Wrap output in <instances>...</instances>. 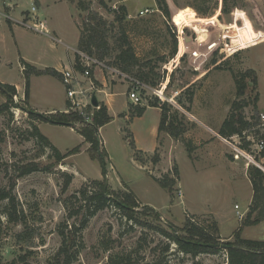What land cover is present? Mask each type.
Instances as JSON below:
<instances>
[{
  "label": "rangeland",
  "instance_id": "1",
  "mask_svg": "<svg viewBox=\"0 0 264 264\" xmlns=\"http://www.w3.org/2000/svg\"><path fill=\"white\" fill-rule=\"evenodd\" d=\"M103 2L84 0L82 6L78 0H0V11L14 19L0 18V82L16 89L12 95L0 85V105H7L0 113V130L5 133L0 143V187L16 199L10 204V221L3 213L7 200L0 199V264H23L19 255L26 256L27 264H65L58 253L61 232H68L74 224L79 227L85 212L74 195L79 197L82 187L91 189V181L104 178L112 189L134 193L139 201L134 208L137 220H128L113 204L98 211L74 232L69 252L77 256L70 264H114L121 258L123 264H225L224 250L193 257L176 250L158 229L171 231L170 224L182 227L187 216L202 224L213 218L226 241L232 240L246 218L252 187L242 166L252 163L239 159L236 171L226 167L225 161L228 164L234 158L229 145L217 138L215 127L235 100L249 101L243 113L252 124L264 111V42L257 43L264 40V0H163L168 14L156 0ZM121 6L126 10L122 30L114 21L122 13ZM35 14L46 29L45 18L53 23L57 37L51 29L45 35L27 28ZM93 15L106 19L111 51L103 60L96 58L104 66L93 64L90 77L99 88L103 85L95 77L100 75L101 82L104 77L107 91L115 93L110 120L96 135L102 160L90 157V144L77 132L83 124L71 127L29 116L30 102L50 119L76 121L65 112V87L57 76L30 75V100H25L22 67L24 60L38 69L74 68V57L80 51L77 44L74 52L78 30L84 21L93 23ZM58 37L63 43L54 40ZM123 41L130 44L137 64L131 71L120 70L145 85L139 104L126 93L129 83L111 73V68H118L111 62L114 51ZM213 58L222 66L213 67ZM249 68L257 74V88H252L248 78L244 95L237 97L232 71ZM82 82L88 85L87 80ZM256 91L259 108L251 102ZM152 103L161 107L166 103L169 113L182 123L183 136L191 141L190 153L181 141L159 130L160 114L156 106H149ZM140 107L145 109L139 113ZM49 109L53 110L42 113ZM34 124L62 153L76 146L80 150L57 161L48 147L29 134ZM155 153L159 161L154 164ZM30 162L39 163V169L18 176L17 167ZM258 163L264 168V157ZM66 174L71 175L68 184ZM165 174L177 177L173 196L154 178ZM144 205L156 210L149 212ZM144 211L147 215L141 214ZM19 214L24 221H19ZM20 232L30 237L19 239ZM241 235L264 240V223L244 227Z\"/></svg>",
  "mask_w": 264,
  "mask_h": 264
},
{
  "label": "trees",
  "instance_id": "2",
  "mask_svg": "<svg viewBox=\"0 0 264 264\" xmlns=\"http://www.w3.org/2000/svg\"><path fill=\"white\" fill-rule=\"evenodd\" d=\"M101 3H104L103 0H100ZM78 3L82 6L84 5V0H78ZM157 5L165 10V14H168V9L166 6L162 5L163 0H156ZM85 8V7H84ZM121 15H116L114 21L117 22L119 28L122 30V21L126 17L125 7L121 6ZM93 23L89 21L83 22V27H80L79 30V40H78V50L87 53L91 57H95L98 60H103L107 53H110L109 41L107 39V21L99 15H93ZM124 34V32H123ZM176 41V40H175ZM114 60L111 61L112 64L116 65L122 71H131L132 67L137 64V57L131 48L130 44L126 41L119 44V46L114 51ZM176 52V45L173 49V53ZM74 68L78 71L82 70V66L78 63V55L76 54L74 58ZM213 67L219 68L222 65V62H218L215 58L211 60ZM24 66L25 74V100H28L29 97V77L32 74H50L57 76L61 81L60 72L56 71L53 68L37 69L28 62L22 60V67ZM232 77L236 87L237 97L243 96L247 85L248 78L252 83V88H257L258 77L256 72L249 68L246 71H241L235 73L232 71ZM94 81V79H92ZM0 85L3 87V90L9 94H15V85L6 84L0 82ZM191 100V97H189ZM259 99V92L256 91L251 102L253 103L254 108H257V101ZM240 101H233L231 103V108L228 115L222 121L219 129L218 135L222 138H230L234 134H240L243 130L250 129L253 125L250 121L246 119V116L243 113V107L249 103L245 99H239ZM7 105H0V113L3 112ZM133 106L130 104V107ZM149 106H156L160 108V122L159 130L165 131L169 136L175 140L181 141L187 150L190 153L191 141L187 140L183 136L184 129L181 128L182 123L177 121L175 115H171L167 109V104L164 103L163 107L158 106L155 103L150 104ZM5 108V109H4ZM145 107L138 108L140 113L144 110ZM136 110V109H135ZM31 118L37 119L43 122H52L57 124H67L72 122L61 121L57 119H50L46 115L28 109L27 111ZM66 114H72L76 121L81 120L80 115L77 112H68ZM110 120V115L108 113L107 106L103 103H99V108L94 112L93 123L83 124V126L77 130V132L84 138L86 142L90 144L87 148L91 158L103 159V155L99 152V142L96 137V130ZM75 121V120H74ZM29 134L35 138V140L42 146L48 147L51 150V156L54 157L57 161L63 160L67 155L71 153H76L80 150L79 146L74 147L68 153H62L39 129L37 125L32 126V130L29 131ZM5 133L0 130V143L4 140ZM95 151L96 155H93L92 152ZM99 152V153H98ZM1 159V155H0ZM159 161V155L155 153L153 157L154 164ZM39 163L30 162L21 167H17L18 176L29 174L33 171L39 169ZM176 171V167L172 168L171 171ZM173 171V172H174ZM170 176V175H169ZM247 176L250 180L252 187V196L249 205V210L247 212L246 218L242 221L240 226L234 231L232 240H222L221 236L218 234V224L217 221L213 218L211 220H203L207 224L200 223L194 219V216H187L184 219L182 227H177L174 224H170L171 231L167 229H158L166 238L171 240L176 245V250L188 254L190 256L196 257L200 254H217L221 250H224L226 253L227 264H264V240L245 238L241 235L243 226L256 224L264 220V172L255 165L250 164L247 168ZM155 180L164 188L168 190L171 196H173V186L175 185L177 177H168L167 174L164 177H155ZM71 180V175L66 174V184ZM90 188L82 187L78 193L79 197L74 195L76 201L81 200L79 205L84 207V215L82 216L81 224L79 227L73 225V228L68 230V232H61L63 239L61 247L58 249L59 255L64 257V263L70 264L77 256V252L70 253L69 249L73 245V236L74 232L80 230L88 221V218L94 216L98 211L111 206H115L119 211L128 219V220H137V217L134 214V208L139 205V201L130 190H114L109 187L106 179L103 180H93L90 182ZM0 199H6L8 205L7 209H3L6 218L10 221L13 220L10 204H14L16 199L11 191L6 190L5 188L0 187ZM79 199V200H78ZM144 209L149 212L153 210V207L149 205H144ZM16 211V210H13ZM157 212V211H156ZM155 212V215L157 214ZM23 214V212H22ZM141 214L147 215L146 211ZM254 214V216H252ZM24 215V214H23ZM22 215V216H23ZM19 221H24L23 217L16 215ZM2 217L0 215V238L2 235ZM28 235V234H27ZM24 232L17 233L19 239H26L28 236ZM30 237V236H29ZM216 244H222L223 247L215 246ZM73 254V255H72ZM19 261L23 264L26 263V256L19 255L17 257ZM123 258L119 261H114V264H123ZM15 261V260H14ZM13 261V262H14Z\"/></svg>",
  "mask_w": 264,
  "mask_h": 264
},
{
  "label": "built area",
  "instance_id": "3",
  "mask_svg": "<svg viewBox=\"0 0 264 264\" xmlns=\"http://www.w3.org/2000/svg\"><path fill=\"white\" fill-rule=\"evenodd\" d=\"M0 18L14 20L6 11H0ZM28 20L30 21L26 23L27 28H31L37 33L45 35L50 34V31L45 28L43 20L38 17V15L35 14ZM20 22L22 23V21ZM77 55L78 63L83 69L78 71L75 68H63L61 71L62 83L65 87L67 98V109L65 112H77L81 117V120L71 122L73 126L79 123H93L94 112L99 108L100 102L98 100V105L93 106L91 104V96L95 94L97 97V93H99L101 89L94 85V81L90 77V72L93 64L103 65L102 62L82 51H77ZM111 73L128 82L130 88L126 93L129 99L134 104L141 103L140 89H145L144 83L130 77V75L122 72L118 68H111ZM83 79L87 80L88 85H83ZM231 138H233L232 141L230 140ZM222 139L229 145L234 160L244 159L264 172V168L258 163V161H261L262 157H264V111L258 113L257 121L250 129L243 130L240 134H234L230 136V138ZM239 216L241 217L242 213H239Z\"/></svg>",
  "mask_w": 264,
  "mask_h": 264
},
{
  "label": "crops",
  "instance_id": "4",
  "mask_svg": "<svg viewBox=\"0 0 264 264\" xmlns=\"http://www.w3.org/2000/svg\"><path fill=\"white\" fill-rule=\"evenodd\" d=\"M6 4V3H5ZM17 17H20L19 15L17 16ZM45 22H46V24H47V27H48V29L50 30H52L55 34V36L57 35L56 33V29H55V26L53 25V23H51L50 24V21L47 19V18H45ZM77 24V23H76ZM50 27V28H49ZM50 30V31H51ZM79 31V30H78ZM57 37V36H56ZM59 38V37H58ZM60 39V38H59ZM55 41H57L58 43H63L62 42V40L60 39L59 41L57 40V39H54ZM78 40H79V35H78V39H77V41H76V48L74 49V52L75 51H77V44H78ZM262 42H264V40H261V41H257V43H262ZM254 44H256V43H254ZM254 44H251V45H249V46H252V45H254ZM249 46H247V47H249ZM75 58V57H74ZM74 61V60H73ZM73 64H74V62H73ZM37 68V67H36ZM45 68H50V67H43V68H41V69H45ZM63 68H66L65 66L63 67ZM62 68V69H63ZM68 68V67H67ZM38 69V68H37ZM53 69H55L56 71H58V72H60L62 69H58V68H56V67H54ZM32 75H36V74H32ZM101 76L99 75V76H97V77H95V79L96 80H98L103 86H101V91L99 92V93H97V98H98V100H99V102H103L106 106H107V109H108V113L109 114H111L110 113V106H111V104L113 103V95L115 94L114 92H110V91H107V87H108V83H107V81L105 80V78L104 77H102V82L100 81V78ZM257 85H258V83H257ZM98 94H100L101 95V98H99L98 97ZM29 100H30V79H29V97H28V102H29ZM258 103H259V99H258V101H257V107L259 108V105H258ZM29 109H31V110H33V111H36V112H38L37 110H35V109H33V107L32 106H30V102H29ZM154 109H156L157 111H159V114H161V111H160V108L159 107H155ZM53 109H49V110H44V112H42V113H47L48 111H52ZM261 110V109H260ZM263 111V110H262ZM226 117V116H225ZM224 117V118H225ZM224 118L222 119V120H220L217 124H216V130L218 131V129H219V127H220V125H221V123H222V121L224 120ZM166 133V132H165ZM167 134V133H166ZM168 135V134H167ZM169 136V135H168ZM216 136H218L217 138H219V139H221L222 141H223V139H222V137L221 136H219L218 135V132H217V134H216ZM169 138L170 139H172V140H175V139H173L171 136H169ZM216 140H218V139H213V141H216ZM221 161H224V160H221ZM238 162H239V160H234V159H232V160H228V164H227V160L225 161V165H227L226 167H228V168H231V169H233V170H231V171H236L238 168H236V165L238 164ZM230 166H232V167H230ZM236 168V169H235ZM247 165L245 164V165H243L242 166V170L245 172V174L247 175ZM248 177V176H247ZM249 179V178H248ZM250 181V180H249ZM144 203V202H143ZM150 206V205H149ZM151 207H153V206H151ZM249 207V206H248ZM154 208V207H153ZM155 209V208H154ZM156 210V209H155ZM247 211V210H246ZM210 212V211H209ZM165 216H167L166 214H164ZM168 217V216H167ZM260 223H264V220L263 221H260V222H258V223H256V224H252V225H259ZM252 225H247V226H252ZM247 226H243V228L244 227H247ZM242 228V229H243ZM241 234H242V232H241ZM251 239H256V238H251ZM258 240H260V239H258ZM225 264H227V258H226V263Z\"/></svg>",
  "mask_w": 264,
  "mask_h": 264
},
{
  "label": "water",
  "instance_id": "5",
  "mask_svg": "<svg viewBox=\"0 0 264 264\" xmlns=\"http://www.w3.org/2000/svg\"><path fill=\"white\" fill-rule=\"evenodd\" d=\"M0 88H1V87H0ZM91 104H92L93 106L98 105V99H97V97H96L95 94H93V95L91 96ZM68 126H73V124H72V123H68ZM95 133H96V135H97L98 131L96 130ZM96 137H97V136H96ZM215 246L223 247V248H224V246H223L222 244H216Z\"/></svg>",
  "mask_w": 264,
  "mask_h": 264
}]
</instances>
